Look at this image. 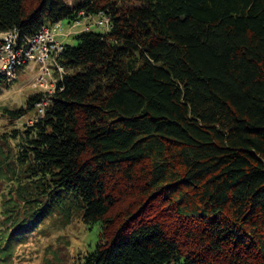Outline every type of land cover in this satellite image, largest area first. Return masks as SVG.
I'll return each mask as SVG.
<instances>
[{"label": "trees", "instance_id": "1", "mask_svg": "<svg viewBox=\"0 0 264 264\" xmlns=\"http://www.w3.org/2000/svg\"><path fill=\"white\" fill-rule=\"evenodd\" d=\"M100 12L43 114L0 107V264L76 220L40 264H264V0H0V33Z\"/></svg>", "mask_w": 264, "mask_h": 264}, {"label": "built area", "instance_id": "2", "mask_svg": "<svg viewBox=\"0 0 264 264\" xmlns=\"http://www.w3.org/2000/svg\"><path fill=\"white\" fill-rule=\"evenodd\" d=\"M109 16L100 12L97 15H83L68 23L65 29L63 21L46 25L32 36L24 35L19 39L15 30L0 33V74L9 80H17L24 74V69H35L32 84L43 93L37 103L38 114H43L46 102L56 91L58 81L65 74V68L59 64L61 51L65 47L66 38L80 30H90L94 25L109 26Z\"/></svg>", "mask_w": 264, "mask_h": 264}, {"label": "rangeland", "instance_id": "3", "mask_svg": "<svg viewBox=\"0 0 264 264\" xmlns=\"http://www.w3.org/2000/svg\"><path fill=\"white\" fill-rule=\"evenodd\" d=\"M69 2H74L75 0H68ZM67 20H63V25L65 29L68 28ZM93 30L103 32L105 29L103 26L94 25ZM80 31V28L76 29ZM69 37L67 43H75V39ZM35 69H24V74L21 75L9 88H5L0 92V107H19L24 103L26 97L30 93L40 92L38 87L33 86L32 77H34ZM32 80V81H31ZM35 116L32 114L23 116L22 119L18 121L19 124L22 122H33ZM56 224L50 223L48 228L43 231L40 235H34L25 245H21L19 248V256L15 257L13 264H40L41 257L43 255V250L47 246H68L69 251L76 250L80 248L84 250L83 246H94L97 236L95 231H86L85 226L79 223V221H74L73 223L67 225L63 229H58ZM90 244V245H89ZM81 246L83 248H81ZM67 249H64L66 251ZM21 252V254H20Z\"/></svg>", "mask_w": 264, "mask_h": 264}]
</instances>
